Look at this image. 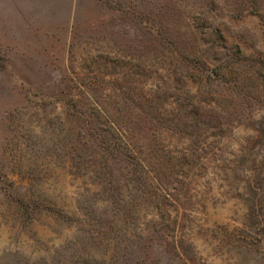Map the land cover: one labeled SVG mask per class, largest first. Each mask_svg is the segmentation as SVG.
I'll use <instances>...</instances> for the list:
<instances>
[{
    "label": "rangeland",
    "instance_id": "1",
    "mask_svg": "<svg viewBox=\"0 0 264 264\" xmlns=\"http://www.w3.org/2000/svg\"><path fill=\"white\" fill-rule=\"evenodd\" d=\"M75 8L51 43L0 32V264H264V0ZM91 89L168 186L117 161L107 193L69 171ZM29 185L70 215L24 216Z\"/></svg>",
    "mask_w": 264,
    "mask_h": 264
},
{
    "label": "trees",
    "instance_id": "2",
    "mask_svg": "<svg viewBox=\"0 0 264 264\" xmlns=\"http://www.w3.org/2000/svg\"><path fill=\"white\" fill-rule=\"evenodd\" d=\"M94 92L95 91L91 89L87 96L88 99L84 96L82 103H76V106L80 107L77 117L80 119L81 124L83 123V125L79 127L78 137L75 140L74 134H67L70 139L64 137L67 144L72 142L70 151L77 146V150L80 153L77 167L71 164L69 171L72 174L75 173L78 176L89 178L90 181L93 179L92 182H96L99 188L103 186L104 193H107L109 181L115 177L113 164L117 161L135 170V172L132 173V179L134 181L141 179V181L149 183L152 186H155V184L159 186H168L172 180L171 174L169 173H159V177L157 178L155 176L149 177L143 175V171L147 173H150V171L151 173L152 171L156 172V168H153L151 164L147 162L149 159L151 161L154 160L153 153L150 150L140 152L133 147L134 145H131L127 137L117 132L122 120L119 119L118 127L111 123L108 117V103H93L92 96H96ZM63 107L67 112H70L65 104ZM172 126H176V123L175 125L173 123ZM105 127L106 129H104ZM83 132H85L84 136L82 135ZM148 166H151V168ZM137 174L139 175L136 176ZM26 191V195L19 199L16 207L17 210L23 211L24 216L31 214L48 215L58 220L64 219L66 215H70L64 207L59 206L55 202L51 203L48 199L34 200V194L29 193L32 191V185L26 187ZM80 196L84 197L81 200L84 204L81 206V212H83L85 217L90 218L93 215V207L89 205V200L92 196L88 195V190L86 189ZM106 218L105 213L99 219V222L90 223L91 220L90 222L87 220V222L89 225L95 224L100 230L106 231Z\"/></svg>",
    "mask_w": 264,
    "mask_h": 264
},
{
    "label": "crops",
    "instance_id": "3",
    "mask_svg": "<svg viewBox=\"0 0 264 264\" xmlns=\"http://www.w3.org/2000/svg\"><path fill=\"white\" fill-rule=\"evenodd\" d=\"M75 10V0H0V27H7L0 32L47 35L51 43L73 23ZM55 47L50 45L48 56Z\"/></svg>",
    "mask_w": 264,
    "mask_h": 264
}]
</instances>
